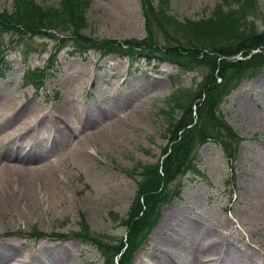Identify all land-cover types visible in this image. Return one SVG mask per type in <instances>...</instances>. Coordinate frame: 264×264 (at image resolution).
I'll return each mask as SVG.
<instances>
[{"label": "rangeland", "instance_id": "rangeland-1", "mask_svg": "<svg viewBox=\"0 0 264 264\" xmlns=\"http://www.w3.org/2000/svg\"><path fill=\"white\" fill-rule=\"evenodd\" d=\"M34 1L56 6L59 0ZM220 1L168 0L174 24L152 14L149 54L156 57L148 59L139 54L133 60L100 56L96 49L106 39L141 43L147 36L142 6L149 0L142 5L141 0H89L87 26L79 34L87 39L66 31L56 34L54 29L47 30L52 34H35L0 25V40L10 43L4 51L10 68L0 76V142L16 147L17 157L0 159V239L6 241L0 250L12 253L15 263L17 256L41 264L38 259L50 254L44 264H164L160 254L172 244L181 252L179 264H192L194 253L207 264L202 254L214 256L220 246L223 264H264V45L250 46L247 41L264 26V0H253L237 36L228 29L216 31L214 37L175 29L176 22L215 16L213 6ZM11 8V0H0V12ZM168 43L192 45L193 52L159 48ZM237 45L242 49L220 62L223 77L217 78L213 113L200 107L198 116L195 97L219 59L216 52ZM27 62L42 65L37 69L43 74L38 91L21 83ZM91 76L94 94L86 93V100L93 104L95 96L102 97L97 102L100 110L89 109L93 111L85 115L76 101L85 98L80 95ZM187 85L192 86L186 98L191 118L179 108L172 114L175 119L182 116V123L199 117L195 127L213 123L211 129L224 135L226 152L212 140L197 141L192 124L183 133L193 135L194 143L173 162L178 168L160 183L137 231L125 238L124 219L139 192L137 177L142 176L137 171L145 164L160 171L168 147L167 102L173 94L183 96ZM39 111L46 118L36 123ZM54 114L64 122L46 120ZM29 147L26 154L18 151ZM170 208L182 210L197 224L195 231L186 232L178 224L177 230L159 231ZM82 226L97 241L96 247L72 237ZM34 228L42 234H67L40 235L32 241L21 233ZM123 241L122 253L113 256ZM102 245L103 256L98 251ZM172 245L171 251L178 253ZM231 253L240 254L243 262Z\"/></svg>", "mask_w": 264, "mask_h": 264}, {"label": "trees", "instance_id": "trees-1", "mask_svg": "<svg viewBox=\"0 0 264 264\" xmlns=\"http://www.w3.org/2000/svg\"><path fill=\"white\" fill-rule=\"evenodd\" d=\"M89 0H61L59 6L55 5H39L33 0H12L13 8L10 11L1 10L0 12V25L5 26L4 28H13L23 29L22 32H34L36 34H40L42 32L51 33L47 30L49 29H57L60 31H68L74 38H82L87 39L89 36L79 35L81 34L80 30L87 26L86 19L84 16V12L86 7L88 6ZM253 0H222L218 2L214 6V15L207 18L195 19V20H187L184 22H176V31L182 32L185 28L186 30L191 31L192 35L198 36L195 33L202 34L207 37H214L216 31L221 29H225L230 31V34L238 35L239 29L245 28V23H239L242 20H245V16L247 12L252 10ZM142 5V0H141ZM223 6L226 8L223 9ZM255 7V6H254ZM144 8V17H145V26L147 31V36L141 43L137 42L134 39H123L121 41H116L115 39H106L103 43H98V47L102 51H121L126 54L132 55L134 51H144L143 56L148 57L147 55L151 50L150 45L153 40L152 36L149 35L148 31H151L153 25L152 14L157 18L163 19L165 21L172 22L174 24L172 13L170 12V8L168 5V0H149V4H144L142 6ZM225 14L229 15L231 18L223 19L217 15ZM238 19H240L238 21ZM252 27L249 25L247 28ZM174 29V30H175ZM52 34V33H51ZM185 34V32L183 33ZM18 35V33H17ZM200 36V35H199ZM61 39V38H60ZM75 43V41L72 39ZM62 41V39H61ZM93 42V40H90ZM250 46H263L264 45V26L261 30L254 35L250 36L247 40ZM60 42V41H59ZM61 43V42H60ZM104 44V47L103 45ZM157 44V43H156ZM159 48L165 51H175L179 53V49L184 50L185 52L192 53L193 50L189 51V48L192 45L188 44H173L168 43L166 46L158 44ZM157 45V47H158ZM5 44L0 40V67L4 68L7 65L6 59L3 57V49L5 48ZM121 47V48H120ZM152 47V45H151ZM154 47V48H157ZM243 45H237L233 48L229 49H219L216 54L219 58L213 61V68L210 70V76H208L203 82L202 87L199 89V92L195 97V105L198 109L199 116V108L205 107L206 111L209 113H213V93L218 88L217 78L223 77V65L220 62L226 60L225 58L229 57L227 55H231L239 50H241ZM248 50V49H247ZM247 53V52H246ZM204 54V53H202ZM250 55V51L247 53ZM177 58V57H176ZM180 59V58H179ZM177 64H181V62L177 59H174ZM0 68V69H1ZM213 70L215 74L213 75ZM24 81L31 82L34 85H38L40 83V78L43 75L42 71L37 74V69L34 70L33 73L25 72ZM187 91L184 92L183 96L179 95H171L168 100L169 113L167 115V131H168V147L163 150L165 156L161 160L160 171L157 170L156 166L145 164L140 167V170L137 171L136 175H141V177H137L139 192L135 197V200L131 207H129V211L127 213L126 218L124 219L125 223V238H128L131 233H135L138 229V223L142 220L144 215L147 212V209L152 205L157 198L158 192L161 189L162 182H165L171 177H166L169 173L174 172L176 168H178L179 163L174 164L173 162H178L181 155L186 152V149L194 143L193 135L184 134L189 132V129L192 127V124L199 123V117H197V122L192 123L191 121H187L182 123L183 113H186L189 118H191V109L190 104L186 102V98L189 97L190 92L188 90L192 89V86L187 85L185 87ZM174 108H179L182 111L180 118L175 119L172 114V110ZM213 116V115H210ZM209 119H211L209 117ZM209 119L207 121H209ZM212 125H206L205 122H201L200 126L194 128V132L196 133V140L205 141V140H213L219 144H221L222 148L226 151L225 148V139L224 135L218 129L212 130ZM141 182V183H140ZM153 183V184H152ZM163 185V184H162ZM159 187V189H158ZM80 228V230H83ZM93 240H95L93 238ZM96 241V240H95ZM124 241L120 244L117 250L124 247ZM116 244H114L115 246ZM126 246V245H125ZM102 254H104V247ZM107 254V252H106ZM121 254V252H120Z\"/></svg>", "mask_w": 264, "mask_h": 264}, {"label": "bare ground", "instance_id": "bare-ground-1", "mask_svg": "<svg viewBox=\"0 0 264 264\" xmlns=\"http://www.w3.org/2000/svg\"><path fill=\"white\" fill-rule=\"evenodd\" d=\"M5 168V167H4ZM28 193V192H27ZM184 212L178 208H170L166 213L165 216L163 218V221L161 222V224L158 227L159 231H163V230H177V224L180 228H182V230L186 231V232H194L195 229L197 228V224L193 223L192 221L190 222L189 220H187L184 217ZM173 222V223H172ZM172 223V224H171ZM216 244H212L210 245L211 249L214 248ZM210 252V251H209ZM6 260H8V257H4L1 256L0 257V264H8V262H6ZM191 263H193V260L191 261ZM193 264H206V263H202L199 259L198 260H194ZM232 264H237L236 262H233Z\"/></svg>", "mask_w": 264, "mask_h": 264}]
</instances>
